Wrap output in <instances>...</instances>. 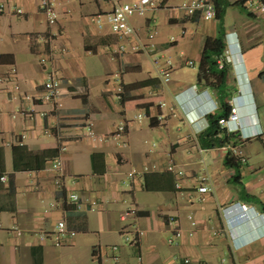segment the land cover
Masks as SVG:
<instances>
[{
    "label": "crops",
    "instance_id": "crops-1",
    "mask_svg": "<svg viewBox=\"0 0 264 264\" xmlns=\"http://www.w3.org/2000/svg\"><path fill=\"white\" fill-rule=\"evenodd\" d=\"M183 1L154 0L155 7L131 17L143 39L156 31L153 65L151 56L133 53L107 25L91 21L110 11L113 0H54L59 18L52 26L39 0H0V264H264V142L253 135L264 134V15L227 0L221 19L204 20L179 9ZM236 33L242 63L235 65L247 69L255 103L237 97L231 63L225 61L224 75L217 63L200 67L206 38L224 42ZM123 43L127 50L118 53ZM167 65L171 77L162 84L156 69ZM11 68L18 92L6 80ZM50 71L61 78L62 93L44 101ZM232 98L244 101L236 106L245 137L207 147L209 138L196 133L205 121L194 117L224 114ZM120 121L128 123L124 139L87 135L91 128L108 136ZM19 145L56 153L41 169L14 171L12 147ZM227 145L245 157L238 170L225 165L227 154L238 157ZM59 155L66 159L55 170ZM169 161L182 177L165 170ZM134 170L139 173L130 177ZM203 175L211 188L206 193L197 190ZM235 202L251 208L231 221L225 208ZM60 220L75 235L56 246L52 234ZM123 231L140 232L135 246L124 243ZM234 240L241 247L233 249ZM111 245L119 246L116 261Z\"/></svg>",
    "mask_w": 264,
    "mask_h": 264
},
{
    "label": "built area",
    "instance_id": "built-area-1",
    "mask_svg": "<svg viewBox=\"0 0 264 264\" xmlns=\"http://www.w3.org/2000/svg\"><path fill=\"white\" fill-rule=\"evenodd\" d=\"M242 6L251 14L254 15H264V0H242ZM155 7L154 0H113L112 7L110 11L97 13L91 17V21L97 25L99 28H102L103 25H107L110 29L111 34H113L121 43L124 42L126 45L130 43V51L133 53H144L147 56H154L152 45L150 44L151 40L155 37L156 31L151 29L147 32L145 38L143 39L139 32L135 29L133 24L131 23V17L135 14L142 15L149 8ZM179 9L183 10L188 15H193L198 12L199 16L204 20H212L216 17V5L214 0H185L178 6ZM15 13L22 14L23 10L21 8H15ZM38 10L45 17L46 23L49 26L55 25L58 21L59 14L55 8L54 0H39L38 2ZM4 11L2 5H0V14ZM52 36V35H51ZM50 36V37H51ZM49 37V38H50ZM41 41H44V36L40 38ZM48 40V39H47ZM123 44H120L118 47V53H123L127 50V47ZM229 45L226 44L223 50L222 55L218 56L216 59V63L219 68L224 66L225 61H228L229 58ZM39 62L45 66L49 63V54L43 52L39 57ZM153 65L157 63V56L152 57ZM191 64V62H189ZM157 76L162 84H167L171 77V66H163L156 69ZM6 80L11 83L12 90L15 92L19 91V83H18V74L16 68H11L9 75ZM43 86V97L44 101H55L58 99L62 93L61 87V78L56 75L55 72L50 71L47 73ZM142 116L134 114L133 119H140ZM160 117L158 116V119ZM236 119V111L235 108H231V111L227 115L226 118H220L218 123L222 128L226 127V124L229 120ZM128 131V123L124 121H120L116 126L114 131L108 136H97L93 132L91 128H88L87 135L97 139L98 141H107L110 138H119L124 139ZM227 133V132H226ZM256 137H259L264 142V134L262 131L255 132ZM123 145H126V141H122ZM230 151L237 152L238 158H240L241 162H245V157L241 154L240 151L236 149L234 145H227ZM64 155H59L52 162V167L55 170H60L62 163L65 161ZM165 170L169 172H173L176 177H182L184 172L180 168L178 164L174 161H169ZM139 173L137 171H131L128 173L130 177H133L134 174ZM1 180L4 179L2 176ZM201 186L198 187V192L206 193L211 191L209 186V177L207 175H203L200 177ZM175 187L180 188V182H175ZM68 199L74 203H78L79 196L75 193H70L68 195ZM127 214V213H126ZM169 221L172 224H176L174 229V237L180 236V229L177 227V220L173 217H169ZM75 235L73 230H69L66 226L64 220H60L57 223L56 231L52 234V240L54 245L63 246L69 242V240ZM140 232L135 231L133 234L130 232L123 231L124 241L128 245L135 246L138 242ZM169 242H174L173 238L169 239ZM109 251L114 252L115 255L113 260H118V245H111L107 248ZM185 263L188 262L187 259L184 260Z\"/></svg>",
    "mask_w": 264,
    "mask_h": 264
},
{
    "label": "trees",
    "instance_id": "trees-1",
    "mask_svg": "<svg viewBox=\"0 0 264 264\" xmlns=\"http://www.w3.org/2000/svg\"><path fill=\"white\" fill-rule=\"evenodd\" d=\"M216 5V17L217 19H221L224 14V9L227 5H230L227 0H214ZM242 4V0H240V5ZM224 49V42L221 37H208L205 40L203 50H202V58L200 67L204 65V63L208 64L211 69L212 66L216 65L215 57L222 55ZM225 66L220 68V72L222 75L225 74ZM230 112V106H228L227 112L221 115H208L209 125L208 128L200 134L201 140L203 137H208L209 141L206 143L207 147L220 146L228 142V140L232 141V144L238 143L237 133L228 134L226 133L225 128H222L218 121L220 118H226ZM219 134H223V138L217 136ZM234 137V138H233ZM204 144V143H203ZM13 169L14 171L21 170H31V169H41L44 167L46 160L49 157L55 156L56 151L53 150H41L32 152L27 150L24 146H13ZM225 165L229 167H233L238 170L240 165V158L236 157L233 154H227L225 157ZM2 158L0 157V172L2 171Z\"/></svg>",
    "mask_w": 264,
    "mask_h": 264
},
{
    "label": "clouds",
    "instance_id": "clouds-1",
    "mask_svg": "<svg viewBox=\"0 0 264 264\" xmlns=\"http://www.w3.org/2000/svg\"><path fill=\"white\" fill-rule=\"evenodd\" d=\"M224 42H225V45L228 44L230 47L229 48V54H228L229 58H228L227 62L232 64L233 71H234V78H235V81L237 83L238 89L240 90L239 96H237V97L240 98V97H244V96L248 95L250 101H253L255 103L254 94H253V91L251 88V77H250L247 69L243 68L242 72H239L238 68L235 65V64L242 63V59L240 58L242 51H241L240 39L238 37V34L236 33L234 35L233 39H230L228 37V35H226ZM207 97L210 101L213 100V95L212 96L207 95ZM240 102L244 103V101L235 102L234 98H232L231 105H229V106H230V111H231V108H235L236 119L229 120L226 124L225 130L228 134L237 133L238 138L239 137L243 138V137H245L244 128H243V125L240 121V117H239V114L237 111V106H236V104L240 105ZM214 108H213V110H214ZM206 114L194 117V119H193V121L195 123H197V122L201 123V122L205 121V124H202L201 127L196 129V133H198V134L203 133L208 128L209 124H207L206 117H208V115H211L212 113L208 112ZM192 118H193L192 116L189 117V119H192ZM253 135L256 136V133L253 132ZM249 208H251V207L247 206L246 204H242L240 202H235L231 206L225 208V214L228 217V220L232 221V220L236 219V216H237L236 211H238L240 209L242 211H247ZM232 247H233V249H236V248H239L241 246H237L236 240H234V242H232Z\"/></svg>",
    "mask_w": 264,
    "mask_h": 264
},
{
    "label": "rangeland",
    "instance_id": "rangeland-1",
    "mask_svg": "<svg viewBox=\"0 0 264 264\" xmlns=\"http://www.w3.org/2000/svg\"><path fill=\"white\" fill-rule=\"evenodd\" d=\"M123 241H124V238H123ZM124 243H125L126 245H128L125 241H124Z\"/></svg>",
    "mask_w": 264,
    "mask_h": 264
}]
</instances>
